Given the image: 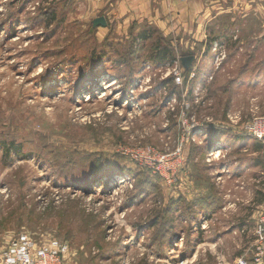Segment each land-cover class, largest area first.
Here are the masks:
<instances>
[{
    "label": "rangeland",
    "instance_id": "1",
    "mask_svg": "<svg viewBox=\"0 0 264 264\" xmlns=\"http://www.w3.org/2000/svg\"><path fill=\"white\" fill-rule=\"evenodd\" d=\"M219 7L198 33L103 0H0V255L29 232L67 264L251 258L264 18Z\"/></svg>",
    "mask_w": 264,
    "mask_h": 264
},
{
    "label": "crops",
    "instance_id": "2",
    "mask_svg": "<svg viewBox=\"0 0 264 264\" xmlns=\"http://www.w3.org/2000/svg\"><path fill=\"white\" fill-rule=\"evenodd\" d=\"M103 4L107 13L125 24L146 20L163 30L171 24L179 31L191 26L200 33L208 14L217 6L234 12L253 9L264 18V0H103Z\"/></svg>",
    "mask_w": 264,
    "mask_h": 264
},
{
    "label": "built area",
    "instance_id": "3",
    "mask_svg": "<svg viewBox=\"0 0 264 264\" xmlns=\"http://www.w3.org/2000/svg\"><path fill=\"white\" fill-rule=\"evenodd\" d=\"M245 130L253 139L264 141V119L247 124ZM254 236L251 258L249 260L240 258L235 264H263L264 209L256 216ZM70 255V246L65 242L40 239L32 233L21 232L9 241L0 255V264H67Z\"/></svg>",
    "mask_w": 264,
    "mask_h": 264
},
{
    "label": "water",
    "instance_id": "4",
    "mask_svg": "<svg viewBox=\"0 0 264 264\" xmlns=\"http://www.w3.org/2000/svg\"><path fill=\"white\" fill-rule=\"evenodd\" d=\"M93 24V27L96 28V27H106L107 24H106V20L104 17H98L96 19L93 20L92 22ZM194 57H190V58H183L181 60L182 64H183V67L185 69H188L191 61H193ZM263 264H264V259H263Z\"/></svg>",
    "mask_w": 264,
    "mask_h": 264
},
{
    "label": "bare ground",
    "instance_id": "5",
    "mask_svg": "<svg viewBox=\"0 0 264 264\" xmlns=\"http://www.w3.org/2000/svg\"><path fill=\"white\" fill-rule=\"evenodd\" d=\"M220 154H221L220 152H217V153H215L214 157L218 158L220 156Z\"/></svg>",
    "mask_w": 264,
    "mask_h": 264
}]
</instances>
